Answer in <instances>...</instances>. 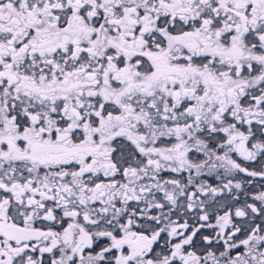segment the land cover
Segmentation results:
<instances>
[{"label": "snow or ice", "instance_id": "obj_1", "mask_svg": "<svg viewBox=\"0 0 264 264\" xmlns=\"http://www.w3.org/2000/svg\"><path fill=\"white\" fill-rule=\"evenodd\" d=\"M0 264H264V0H0Z\"/></svg>", "mask_w": 264, "mask_h": 264}]
</instances>
